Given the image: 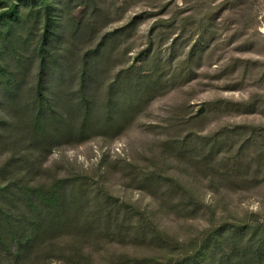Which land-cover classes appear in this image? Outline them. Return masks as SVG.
I'll return each mask as SVG.
<instances>
[{
	"label": "trees",
	"instance_id": "16d2710c",
	"mask_svg": "<svg viewBox=\"0 0 264 264\" xmlns=\"http://www.w3.org/2000/svg\"><path fill=\"white\" fill-rule=\"evenodd\" d=\"M34 1L44 4L37 16L46 15L38 41L18 33L25 32L29 14L9 9L0 15V145L15 128L21 108L10 103V88H25V141L10 138L13 143L0 148V156L9 153L0 165V264H46L53 255L63 263L101 264L85 249L103 241L150 251L125 253L113 264H264V220L216 221V208L205 205L197 190L201 175L218 196L222 187L262 183L264 127L226 126L213 134L182 137L178 129L190 119H174L153 168L132 166L127 172L156 197L148 211L115 196L88 173L46 177L42 165L54 149L99 135L119 136L154 99L193 80V62L202 50L193 47L176 62V44L165 55L159 43L129 64L132 48L120 52L122 37L139 16L98 39L95 26L106 12L98 3L102 0H56L62 6L59 16L50 0ZM231 103L210 102L208 111ZM234 106L254 111L256 104ZM172 156L178 165L169 171L164 165L170 166ZM173 210L185 219L209 215V226L194 237H172L155 218Z\"/></svg>",
	"mask_w": 264,
	"mask_h": 264
},
{
	"label": "rangeland",
	"instance_id": "374dc122",
	"mask_svg": "<svg viewBox=\"0 0 264 264\" xmlns=\"http://www.w3.org/2000/svg\"><path fill=\"white\" fill-rule=\"evenodd\" d=\"M27 1L0 0V15L9 9L18 11L20 15L29 14L25 16V22L28 19L25 32L18 33L25 35V39L38 41L46 15L37 16V10L44 4ZM50 1L53 13L59 16L61 4L56 0ZM98 3L106 11L100 15L102 23L95 26L98 39L139 16L137 25L131 26V33L122 37L120 52L132 48L126 62L132 64L140 51L154 48L159 43L165 55L170 54L172 45L176 44V62L186 59L190 49L197 47L202 54L193 62L195 78L154 99L119 136L99 135L82 143L66 144L54 149L42 166L48 171L45 174L49 178L70 172L88 173L94 181L102 180L115 196L148 211L156 206V197L139 181H131L127 172L132 166L153 168L155 158L161 153L162 142L170 134L167 129L174 119H190V123H183L178 129L177 135L182 137L189 133L209 135L226 126L264 127V0H102ZM81 12L80 8L74 13L75 17H79ZM57 21L60 22V19ZM157 21L161 22L153 31ZM179 33H182V38L178 39ZM78 45L88 46L84 43ZM118 69L116 67L114 73ZM34 72L35 69L27 82L29 87ZM10 90L13 93L10 103L21 108L15 128L7 131L1 149L13 143L10 138L22 137L25 141V88L20 85ZM250 100L256 104L254 111L234 106ZM216 101L232 103L229 108L208 111V104ZM237 148L236 143L234 151ZM8 155L7 152L0 156V165L5 163ZM167 162L171 163L170 166L163 164L164 167L174 171L178 164L173 162V156ZM190 172L194 173V170ZM259 174L264 177V167ZM198 180L197 190L201 200L205 205L216 208L214 220L239 223L253 216L264 220V181L258 186L222 187L218 196L211 191V186L207 188L208 179L204 181L201 175ZM208 217L196 219L189 216L185 219L173 210L159 213L155 221L172 237L187 239L209 226ZM102 243L94 250L85 249L88 253L93 252L96 262L101 264H113L114 259L125 253L133 254L135 250L142 254L150 253L118 242ZM46 264L74 263H63L53 255V260H47Z\"/></svg>",
	"mask_w": 264,
	"mask_h": 264
}]
</instances>
